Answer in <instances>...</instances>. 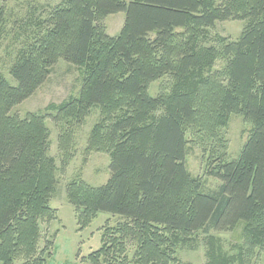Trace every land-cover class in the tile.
<instances>
[{"label":"trees","instance_id":"trees-1","mask_svg":"<svg viewBox=\"0 0 264 264\" xmlns=\"http://www.w3.org/2000/svg\"><path fill=\"white\" fill-rule=\"evenodd\" d=\"M119 13L123 28L109 36L104 21ZM4 14L0 8V30ZM229 21L244 22L238 40L209 45V31ZM40 27L44 34L10 69L17 85L0 78V264H48L52 257L53 242L40 248L42 223L57 218L46 117L11 112L60 60L84 76L79 97L48 107L63 128V169L74 129L94 107L101 120L88 148L111 160L107 183L72 181L68 203L80 231L101 212L123 219L102 229L88 263L178 264V248L196 234L240 226L232 252L217 236L206 237V264H250L264 253V0H60ZM220 61L226 67L215 70ZM165 77L170 88L152 97L150 86ZM232 115L252 125L236 160L221 134ZM188 132L204 153L207 176L222 182L216 193H204L187 170Z\"/></svg>","mask_w":264,"mask_h":264},{"label":"rangeland","instance_id":"rangeland-1","mask_svg":"<svg viewBox=\"0 0 264 264\" xmlns=\"http://www.w3.org/2000/svg\"><path fill=\"white\" fill-rule=\"evenodd\" d=\"M221 1V0H220ZM60 3V0H0V8L4 9V26L0 30V78H5L9 84L16 86V80L10 75V69L20 50L27 48L33 41L44 34L40 23L48 18L50 11ZM125 15L119 13L109 16L105 27L109 36H117L124 25ZM244 22H219L209 31V45L219 46V39L235 42L240 37ZM226 62L220 61L215 70H223ZM83 69L60 60L52 69L46 83L29 99L16 106L12 116L21 119L29 113L41 114L46 117V126L50 132V156L57 166V184L50 202L52 209L57 211V218L41 225L43 240L40 248L47 242H53L52 257L48 264H90L89 255L101 248L102 229L106 225L116 227L123 222L118 216L101 212L84 230H79L75 208L68 203L67 188L72 181H84L93 187H101L111 176L110 155L108 153L90 151L88 142L94 127L101 120L99 107H94L89 117L81 126L74 129L70 160L63 169L64 153L61 149L60 135L63 131L57 125L49 110L62 103L77 98L83 86ZM169 77H165L150 86L149 94L157 96L165 88H170ZM252 125L239 115H232L228 127L221 131L228 142L229 160L238 159L242 148L248 140ZM186 167L193 178L203 182L204 193H216L222 182L206 174V161L202 149L195 144L194 134H187ZM242 226L230 233L200 232L194 236L191 245L177 250L178 264H206L208 235H215L222 240L224 251L232 252V245L241 241ZM134 249L129 246V256L133 257ZM236 254V252L234 253ZM15 264H22L17 261ZM250 264H264V253L254 258Z\"/></svg>","mask_w":264,"mask_h":264}]
</instances>
